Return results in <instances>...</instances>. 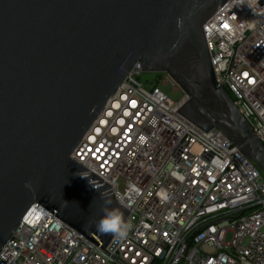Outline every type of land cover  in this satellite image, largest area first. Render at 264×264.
<instances>
[{
    "label": "water",
    "instance_id": "95a60500",
    "mask_svg": "<svg viewBox=\"0 0 264 264\" xmlns=\"http://www.w3.org/2000/svg\"><path fill=\"white\" fill-rule=\"evenodd\" d=\"M228 1L0 0V251L34 204L111 242L85 227L101 193L131 213L72 154L138 63L169 75L189 97L180 114L221 130L264 173V144L217 81L203 31Z\"/></svg>",
    "mask_w": 264,
    "mask_h": 264
},
{
    "label": "built area",
    "instance_id": "2783aa9c",
    "mask_svg": "<svg viewBox=\"0 0 264 264\" xmlns=\"http://www.w3.org/2000/svg\"><path fill=\"white\" fill-rule=\"evenodd\" d=\"M260 16L261 0L255 14L229 0L203 31L217 81L264 144ZM144 74L138 63L72 154L131 213L127 239L102 249L34 204L0 264H264V173L221 130L180 114L189 97L169 75Z\"/></svg>",
    "mask_w": 264,
    "mask_h": 264
},
{
    "label": "clouds",
    "instance_id": "9594fccd",
    "mask_svg": "<svg viewBox=\"0 0 264 264\" xmlns=\"http://www.w3.org/2000/svg\"><path fill=\"white\" fill-rule=\"evenodd\" d=\"M233 2L239 6L246 5L255 14L259 0H233ZM25 187L32 189L31 183H27ZM101 197L104 200L100 209L102 215L97 220L89 221L85 227L92 228L94 226L97 232L101 234L111 235L117 241L126 240L131 230V224L124 219L118 208L112 207L113 201L106 193H101Z\"/></svg>",
    "mask_w": 264,
    "mask_h": 264
},
{
    "label": "rangeland",
    "instance_id": "374dc122",
    "mask_svg": "<svg viewBox=\"0 0 264 264\" xmlns=\"http://www.w3.org/2000/svg\"><path fill=\"white\" fill-rule=\"evenodd\" d=\"M156 75L155 73H145L142 77V80L143 81H147V80H155L156 78ZM162 90L164 92H166L170 97H172L174 100H179L181 97H182V92H178V93H175L173 91V87L171 85H168V86H165L164 84H161L160 85ZM230 236L227 238V240L229 241L230 240Z\"/></svg>",
    "mask_w": 264,
    "mask_h": 264
},
{
    "label": "trees",
    "instance_id": "16d2710c",
    "mask_svg": "<svg viewBox=\"0 0 264 264\" xmlns=\"http://www.w3.org/2000/svg\"><path fill=\"white\" fill-rule=\"evenodd\" d=\"M161 79H162V75L161 74L157 75L156 83H160Z\"/></svg>",
    "mask_w": 264,
    "mask_h": 264
},
{
    "label": "snow or ice",
    "instance_id": "6c2138e0",
    "mask_svg": "<svg viewBox=\"0 0 264 264\" xmlns=\"http://www.w3.org/2000/svg\"><path fill=\"white\" fill-rule=\"evenodd\" d=\"M225 27H227V25H225ZM102 147V146H101Z\"/></svg>",
    "mask_w": 264,
    "mask_h": 264
}]
</instances>
